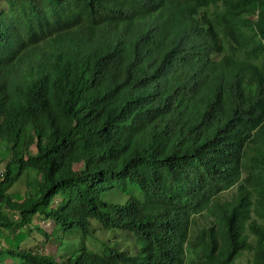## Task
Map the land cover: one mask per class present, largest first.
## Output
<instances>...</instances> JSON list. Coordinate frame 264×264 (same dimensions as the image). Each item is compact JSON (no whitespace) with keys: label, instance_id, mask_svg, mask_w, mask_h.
I'll return each instance as SVG.
<instances>
[{"label":"trees","instance_id":"1","mask_svg":"<svg viewBox=\"0 0 264 264\" xmlns=\"http://www.w3.org/2000/svg\"><path fill=\"white\" fill-rule=\"evenodd\" d=\"M4 1L0 228L63 243L97 220L135 248L0 258L264 264V0Z\"/></svg>","mask_w":264,"mask_h":264},{"label":"rangeland","instance_id":"2","mask_svg":"<svg viewBox=\"0 0 264 264\" xmlns=\"http://www.w3.org/2000/svg\"><path fill=\"white\" fill-rule=\"evenodd\" d=\"M7 11V4L4 0L0 1V12L3 14ZM5 166V162L0 164V174L3 172ZM24 177H22L23 179ZM22 183V182H20ZM21 189V193L23 194L24 185L19 184ZM236 193V187L230 189L229 191L225 192L221 198L231 199ZM136 195L143 199L144 195L143 192L137 188ZM106 200H110L113 203L121 202L124 203L127 198V185L118 187L116 186L111 192H107L105 195ZM65 199L58 198L55 204L64 203ZM13 219L17 218V213L12 212ZM257 215L253 213V217ZM214 213L206 211L202 215L197 217V225L198 227H202L205 223L210 221H214ZM94 227L96 228L97 232L94 235L88 236L86 238L82 237L81 231L78 227L73 228L72 230L66 232V236L64 238V242L60 243L59 240L55 238H47L36 231L30 233L24 240L19 242V236L23 234V225H17L15 231H10L6 229L0 228V244L7 246V247H27L32 248L35 251H39L44 254L58 256L62 253H67L70 250H78L79 246L83 241H85L86 245L95 251L101 252L105 248L102 244V241H110V244H107L111 247L119 246L122 249H129L131 252H134L135 243H133L132 235L128 236V232L123 229H104L100 222L97 220H92ZM40 226L47 232H51L54 228V223L52 221H40ZM59 237V236H58ZM100 239L101 241H99ZM246 261H241L242 264H246ZM0 264H23L22 259L3 255L0 258Z\"/></svg>","mask_w":264,"mask_h":264}]
</instances>
